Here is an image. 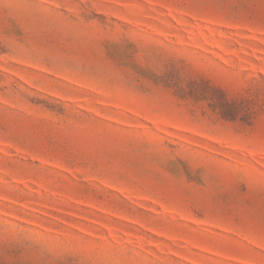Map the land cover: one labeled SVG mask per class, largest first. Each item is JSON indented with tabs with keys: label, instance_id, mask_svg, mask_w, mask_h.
Wrapping results in <instances>:
<instances>
[{
	"label": "rangeland",
	"instance_id": "374dc122",
	"mask_svg": "<svg viewBox=\"0 0 264 264\" xmlns=\"http://www.w3.org/2000/svg\"><path fill=\"white\" fill-rule=\"evenodd\" d=\"M0 264H264V0H0Z\"/></svg>",
	"mask_w": 264,
	"mask_h": 264
}]
</instances>
